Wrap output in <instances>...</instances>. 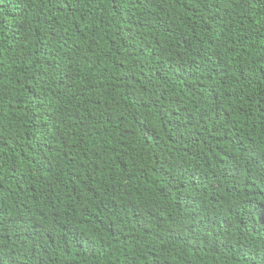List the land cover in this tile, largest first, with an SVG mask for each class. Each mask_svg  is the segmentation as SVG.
Returning a JSON list of instances; mask_svg holds the SVG:
<instances>
[{
  "label": "trees",
  "instance_id": "1",
  "mask_svg": "<svg viewBox=\"0 0 264 264\" xmlns=\"http://www.w3.org/2000/svg\"><path fill=\"white\" fill-rule=\"evenodd\" d=\"M0 264H264V0H0Z\"/></svg>",
  "mask_w": 264,
  "mask_h": 264
}]
</instances>
